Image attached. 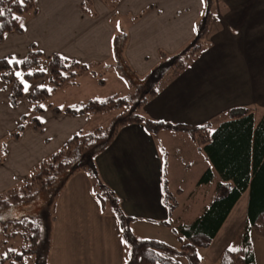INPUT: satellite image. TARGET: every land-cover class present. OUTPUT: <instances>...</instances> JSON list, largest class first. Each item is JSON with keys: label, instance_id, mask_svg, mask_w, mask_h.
I'll use <instances>...</instances> for the list:
<instances>
[{"label": "crops", "instance_id": "1", "mask_svg": "<svg viewBox=\"0 0 264 264\" xmlns=\"http://www.w3.org/2000/svg\"><path fill=\"white\" fill-rule=\"evenodd\" d=\"M34 1L36 12L23 18V30L4 34L0 56L21 58L33 42L45 56L56 51L84 61L110 58L112 10L102 0H92L95 16L80 9L81 0ZM213 1L215 16L208 42L140 105L139 111L147 117L214 126L233 106L250 107L256 118L264 110V0ZM202 9V0H118L114 7L118 17L135 16L124 25V55L131 67L142 74L156 61L158 48L175 51L188 44ZM252 70L257 73L252 74ZM25 94L24 91L12 106L7 87L0 80V138L27 110ZM40 117L41 131L26 125L17 139L5 140L0 191L17 182L32 163L57 147L72 131L87 127L90 120L87 115L56 114L48 108ZM95 165L98 179L112 189L130 220L143 218L160 225L171 224L169 214L174 208H178L175 223L190 219L183 218L184 214L194 216L200 212L216 194L214 187L220 178L213 168L210 180L197 182L201 172L213 165L203 145L193 140L187 130L151 132L138 122L121 125L95 156ZM191 171H195L193 177L188 176ZM95 189L94 177L83 171L67 178L55 201L47 264L125 261L128 249L117 220L109 206L99 208ZM168 193L174 200L170 208L166 202ZM247 195L245 190L237 199L245 198V216L240 225L246 220ZM175 197H180V201ZM249 234L255 264H264V236L253 230ZM161 240L169 243L166 238Z\"/></svg>", "mask_w": 264, "mask_h": 264}, {"label": "trees", "instance_id": "2", "mask_svg": "<svg viewBox=\"0 0 264 264\" xmlns=\"http://www.w3.org/2000/svg\"><path fill=\"white\" fill-rule=\"evenodd\" d=\"M102 1L112 10L109 17L113 27L109 38L110 62L84 61L56 51L45 56L33 42L28 44L26 54L18 58L24 61L21 64L10 65L6 59L10 56H0V79L7 86V99L11 105H15L24 94V86L15 73L20 71L24 78L33 81L26 94L29 108L19 115V122L7 133L13 139L27 124L35 130L40 129L41 120L37 117L47 107L54 113L83 115L113 110L106 124L72 131L57 147L31 164L18 183L0 191V264H47L56 197L67 178L76 171L94 177V195L99 208L109 206L115 216L128 249L123 264H181L177 258L179 255L198 262L196 247L209 243L241 193L247 190L246 220L240 230L238 244L231 246L236 251L225 247L218 264H255L249 232L253 230L264 236V110L256 118L250 107L233 106L214 126L153 119L138 111L164 79L175 76L201 49L215 16L214 1L203 0L202 14L194 23V36L188 44L175 51L158 48L156 61L142 74L131 67L124 55L127 41L125 26L117 30L113 22V19L121 18L125 25L127 19L133 20L135 16L118 17L114 11L118 0ZM79 7L88 15H96L92 0H81ZM0 8L5 9L4 16L0 17L3 25L0 27V41L7 31L21 32L23 18L34 14L37 9L34 0H25L23 7L13 0H0ZM20 14H24L23 17ZM13 16L21 19L14 20ZM43 62L46 63L44 67L41 66ZM108 63L124 73L133 88L128 95H137L135 100L113 91L64 105L50 102L49 96L53 91L74 84L79 75L93 73ZM40 68L47 71H39ZM29 72L32 74L28 75ZM131 122H138L151 132L187 130L193 140L203 145L213 165L201 172L197 182L210 180L213 168L220 175L214 187L216 194L201 211L187 221L175 223V230L183 238L177 247L159 238L136 236L129 227L130 216L122 211L118 197L95 173L97 153L107 146L121 125ZM0 146H3L0 147V160H3L6 151L3 140H0Z\"/></svg>", "mask_w": 264, "mask_h": 264}, {"label": "rangeland", "instance_id": "3", "mask_svg": "<svg viewBox=\"0 0 264 264\" xmlns=\"http://www.w3.org/2000/svg\"><path fill=\"white\" fill-rule=\"evenodd\" d=\"M201 14H202V12H201ZM23 15L24 14H20L21 17H23ZM200 16L198 17V19L200 18ZM120 21L122 22V24ZM128 21L129 20L127 19L126 22H128ZM212 21L210 22V25H211ZM113 22H115L116 25H117V23H119L120 28H122V27L124 28V20L123 19H121V18L113 19ZM117 30H120V29H117ZM209 32H210V26L208 28V32L205 35L204 43L208 42L207 39H208ZM191 60H193V59H191ZM106 61L110 62V58L106 59ZM45 64L46 63L43 62L41 64V66L44 67ZM251 73L256 74L257 71L252 70ZM99 78H101V80H99ZM24 80L29 85H31L33 83L32 79L24 78ZM67 87L68 88L65 91L63 89L53 91L51 93V95L49 96L50 102L53 104L64 105L66 103L74 102L77 100H83V99H85L91 95L101 96V95H105L107 93H111L113 91H116V92L123 94V95H128L129 92H131L133 89L131 84L128 82L126 76L124 75V73L118 67H116L114 64H109V63L107 65H104V67L101 66V68L95 70L93 73L89 72L87 74L79 75L76 78V82L72 86L70 85ZM61 90H63V91L58 92ZM26 94H27V92H26ZM132 95H128V97L131 98V101L135 100L136 96H137L134 94H132ZM150 96H148L147 98H149ZM18 100H17V102H18ZM26 100H27V98H26ZM17 102H16V104H17ZM15 105H12V106H15ZM28 108H27V110H28ZM47 108L49 110H51L49 107H47ZM139 110L140 109L138 108V111ZM112 111L113 110H109V111H105V112L91 113V114L87 115V116H89V119H90L89 122L87 123V125L88 124L89 125L87 127L85 126L82 128H88V127H91V126H94L97 124H106L109 121V117H110ZM40 113H39V117H40ZM18 122H19V120H18ZM27 126L31 127L29 124H27ZM41 127H42V124L40 123V129H38L37 131H41ZM11 130H9V131H11ZM33 130H35V129H33ZM7 133L0 138V140L4 141V144H5L6 139H13L12 137L7 136ZM194 174H195V171H191L188 174V176L193 177ZM178 178H179V176H175V179H178ZM20 179L18 181H20ZM18 181L15 182L13 185L18 183ZM170 187H174V184L170 183ZM171 192L172 191H169V193H171ZM169 193H168V197H167L168 200L166 201L167 205H170V203L172 201L171 200L172 195ZM175 198H176V201L178 198H179L178 201H180V197H175ZM244 199L245 198L243 196L242 198H240V200L237 201V203L234 205L230 215L228 216L227 220L220 226L216 235L209 241V243L207 245H200V246L196 247L195 251H196V255L198 257V262H192L186 255H179V256H177V258L180 260L181 264H218V258H219L221 251L225 247H231V246L234 247V246H236V244H238L240 230L244 225V222L242 223V225H240V223L242 222V220L240 221V219L244 218V216H245L244 215V210H245ZM173 202H174V200H173ZM130 203L131 202L129 201V204ZM177 211H178V208H176V209L174 208L171 210V212L169 214V219L171 221L170 225H160V224L155 223L154 221H145V220H143V218H136V220L132 218L129 222V227H130L131 231L136 236H142V237L152 236V237L160 238V239L166 238L170 244L177 247L183 241V238L179 236L178 232L174 228V226H175L174 216H175V213ZM184 216H186V218H191L193 215L184 214L183 218H185ZM239 221H240V223H239ZM240 226H241V228H240Z\"/></svg>", "mask_w": 264, "mask_h": 264}, {"label": "snow or ice", "instance_id": "4", "mask_svg": "<svg viewBox=\"0 0 264 264\" xmlns=\"http://www.w3.org/2000/svg\"><path fill=\"white\" fill-rule=\"evenodd\" d=\"M13 2L14 3H19L20 4V6H24V4H25V0H13ZM202 2H203V0H202ZM4 13H5V9H3V8H0V17H3L4 16ZM13 19L14 20H20L21 19V17H19V16H13ZM3 25H2V23H0V27H2ZM20 27L21 28H23L24 27V25L21 23L20 24ZM120 28V25H119V23H117V29H119ZM194 30H195V28H194ZM7 59V63L8 64H13V63H15V64H21V63H23L24 61H22V60H18V59H16V57H15V55H13L10 59L9 58H6ZM64 59H67V58H64ZM39 71H47V69H44V68H40L39 69ZM32 73L31 72H29L28 73V75H31ZM15 75L20 79V82L23 84V90L25 91V92H28L29 91V84L24 80V74L22 73V72H20V71H17L16 73H15ZM38 87H41V88H43L44 87V85H39ZM49 91H51V89H49ZM125 99H127V98H125ZM40 107H45L44 105H40ZM37 119H43L42 117H37ZM211 131H214V130H211ZM0 147H3V146H0ZM126 243V242H125ZM229 250L230 251H236V249H234V248H229Z\"/></svg>", "mask_w": 264, "mask_h": 264}]
</instances>
